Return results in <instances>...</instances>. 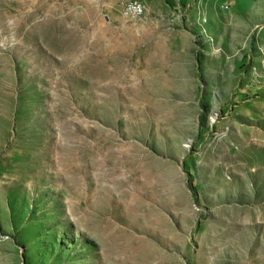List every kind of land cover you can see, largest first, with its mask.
Masks as SVG:
<instances>
[{"label": "rangeland", "instance_id": "1", "mask_svg": "<svg viewBox=\"0 0 264 264\" xmlns=\"http://www.w3.org/2000/svg\"><path fill=\"white\" fill-rule=\"evenodd\" d=\"M0 0V264H264V0Z\"/></svg>", "mask_w": 264, "mask_h": 264}, {"label": "built area", "instance_id": "2", "mask_svg": "<svg viewBox=\"0 0 264 264\" xmlns=\"http://www.w3.org/2000/svg\"><path fill=\"white\" fill-rule=\"evenodd\" d=\"M233 0H228L229 5ZM143 5L139 0H125L124 14L128 17H137L143 13Z\"/></svg>", "mask_w": 264, "mask_h": 264}]
</instances>
